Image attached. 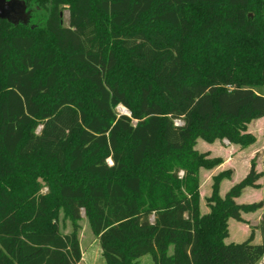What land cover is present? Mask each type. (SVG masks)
<instances>
[{"label": "trees", "instance_id": "1", "mask_svg": "<svg viewBox=\"0 0 264 264\" xmlns=\"http://www.w3.org/2000/svg\"><path fill=\"white\" fill-rule=\"evenodd\" d=\"M22 1L47 18H0V264H80L82 211L106 264H260L264 216L261 244L224 239L230 218L264 208L236 202L264 172L253 161L224 199L216 177L202 216L200 169L221 160L194 145L255 142L244 132L264 118V0ZM122 67L140 76L136 100Z\"/></svg>", "mask_w": 264, "mask_h": 264}, {"label": "rangeland", "instance_id": "2", "mask_svg": "<svg viewBox=\"0 0 264 264\" xmlns=\"http://www.w3.org/2000/svg\"><path fill=\"white\" fill-rule=\"evenodd\" d=\"M23 5L16 6L10 17L13 19L14 24H25L32 28H38L45 24L47 18V10L42 8L37 3L27 5L25 1H19ZM26 7H25V6ZM61 16L63 18L64 26H69L70 11L69 7L65 6ZM150 27V26H149ZM121 70V71H120ZM119 74H123L127 79L132 81L133 100H136V86L140 81V76L130 72L126 67H122ZM264 93V87L258 89ZM126 110L130 115V111L121 106L117 108V112L123 113ZM177 125H182L180 121L176 122ZM244 134H250L255 138V142L248 147H243L240 144L230 142L228 139H216L209 142L203 138H197L194 149L205 155L207 160H221L219 164L211 169H200V195H201V215H209L211 213L214 203L211 201L213 194V186L215 178L224 175L220 183V196L225 198L230 190L243 181L251 168L253 161L256 163V172L263 173V157H264V118L253 120L247 124V130ZM111 163V160H109ZM184 171L179 172V176L183 177ZM37 184L41 185L40 193L47 195L52 193L51 187L43 178L37 179ZM259 187H247L243 190L241 196L236 199L238 204H252L264 200V177H261L257 182ZM264 216V208L255 212H243V221L239 222L230 218L228 220V236L224 239L226 244H238L245 242L249 239L252 232H254V244H261L263 236L259 225ZM153 219V218H152ZM154 220V219H153ZM59 224L63 234H70L73 232V222L67 216L63 208L59 209ZM78 237L82 250V261L80 264H106L103 255V249L97 237L94 235L91 228L90 221L85 211H82V219L77 222ZM169 254H173V246L170 247ZM132 264H154L150 255H146ZM260 264H264V259Z\"/></svg>", "mask_w": 264, "mask_h": 264}, {"label": "water", "instance_id": "3", "mask_svg": "<svg viewBox=\"0 0 264 264\" xmlns=\"http://www.w3.org/2000/svg\"><path fill=\"white\" fill-rule=\"evenodd\" d=\"M19 1L22 0H0V18L8 19L11 22H15L10 17V13L13 12L16 6L23 5L21 3H18Z\"/></svg>", "mask_w": 264, "mask_h": 264}, {"label": "built area", "instance_id": "4", "mask_svg": "<svg viewBox=\"0 0 264 264\" xmlns=\"http://www.w3.org/2000/svg\"><path fill=\"white\" fill-rule=\"evenodd\" d=\"M120 107H121V106H120ZM120 107H118V109H119ZM120 114L129 115V114L127 113L126 110H124L123 113H120Z\"/></svg>", "mask_w": 264, "mask_h": 264}, {"label": "crops", "instance_id": "5", "mask_svg": "<svg viewBox=\"0 0 264 264\" xmlns=\"http://www.w3.org/2000/svg\"><path fill=\"white\" fill-rule=\"evenodd\" d=\"M263 168H264V166H263Z\"/></svg>", "mask_w": 264, "mask_h": 264}]
</instances>
